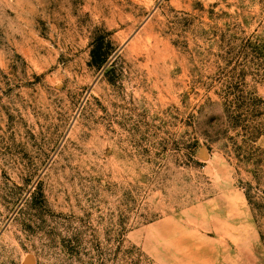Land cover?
Returning <instances> with one entry per match:
<instances>
[{
  "label": "rangeland",
  "instance_id": "1",
  "mask_svg": "<svg viewBox=\"0 0 264 264\" xmlns=\"http://www.w3.org/2000/svg\"><path fill=\"white\" fill-rule=\"evenodd\" d=\"M0 264H264V0H0Z\"/></svg>",
  "mask_w": 264,
  "mask_h": 264
},
{
  "label": "trees",
  "instance_id": "2",
  "mask_svg": "<svg viewBox=\"0 0 264 264\" xmlns=\"http://www.w3.org/2000/svg\"><path fill=\"white\" fill-rule=\"evenodd\" d=\"M114 55L115 49L108 36L102 34L92 41L89 65L96 70L102 71Z\"/></svg>",
  "mask_w": 264,
  "mask_h": 264
}]
</instances>
